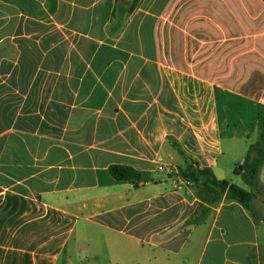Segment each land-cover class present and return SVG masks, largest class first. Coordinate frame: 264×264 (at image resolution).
<instances>
[{
  "label": "crops",
  "instance_id": "crops-1",
  "mask_svg": "<svg viewBox=\"0 0 264 264\" xmlns=\"http://www.w3.org/2000/svg\"><path fill=\"white\" fill-rule=\"evenodd\" d=\"M134 1L0 0V264H264V0Z\"/></svg>",
  "mask_w": 264,
  "mask_h": 264
},
{
  "label": "trees",
  "instance_id": "trees-1",
  "mask_svg": "<svg viewBox=\"0 0 264 264\" xmlns=\"http://www.w3.org/2000/svg\"><path fill=\"white\" fill-rule=\"evenodd\" d=\"M138 2L139 0H135L132 8H134ZM260 120L262 128L264 129V109L260 114ZM253 152L258 154L256 159H252L251 155ZM263 161L264 134L256 144L251 146L249 154L244 163L236 166L234 169V174L241 177L243 181L250 187L249 191L232 184L228 180L218 179L211 168L200 169L195 168L193 164H191L188 166L187 171L182 175L185 179L191 180L198 185L206 187L212 194V203H218L224 197H226L229 200H234L240 203L249 209L253 215H255L250 207V203L255 198V190L258 186L257 176ZM109 173L117 182H136L138 180L136 171L129 166L111 165L109 167Z\"/></svg>",
  "mask_w": 264,
  "mask_h": 264
},
{
  "label": "rangeland",
  "instance_id": "rangeland-1",
  "mask_svg": "<svg viewBox=\"0 0 264 264\" xmlns=\"http://www.w3.org/2000/svg\"><path fill=\"white\" fill-rule=\"evenodd\" d=\"M130 3L127 2V3H125V5L129 6ZM225 144H226V147L229 146V142L225 141ZM233 160H234L233 157H230L228 155L226 156V158H225V168L226 169H228L229 165L233 162ZM237 182L241 186H244L245 185L242 179L241 180H237ZM258 232H259V239H260L261 248H262V259H263V262H264V226L263 225L262 226H259V231Z\"/></svg>",
  "mask_w": 264,
  "mask_h": 264
},
{
  "label": "built area",
  "instance_id": "built-area-1",
  "mask_svg": "<svg viewBox=\"0 0 264 264\" xmlns=\"http://www.w3.org/2000/svg\"><path fill=\"white\" fill-rule=\"evenodd\" d=\"M158 170L160 172H169L170 174L174 173L175 172V169L173 167H170L168 170L164 167V166H160L158 168ZM191 181L187 180V181H184L185 184H189Z\"/></svg>",
  "mask_w": 264,
  "mask_h": 264
}]
</instances>
